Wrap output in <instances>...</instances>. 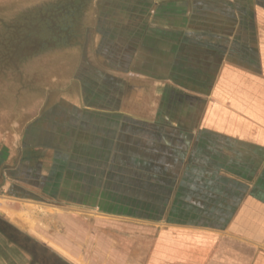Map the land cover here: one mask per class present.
Returning <instances> with one entry per match:
<instances>
[{"label":"crops","instance_id":"crops-1","mask_svg":"<svg viewBox=\"0 0 264 264\" xmlns=\"http://www.w3.org/2000/svg\"><path fill=\"white\" fill-rule=\"evenodd\" d=\"M90 1L99 57L78 75L91 104L48 107L13 142L0 133V264H29L21 194L160 226L141 264H264V0Z\"/></svg>","mask_w":264,"mask_h":264},{"label":"rangeland","instance_id":"rangeland-1","mask_svg":"<svg viewBox=\"0 0 264 264\" xmlns=\"http://www.w3.org/2000/svg\"><path fill=\"white\" fill-rule=\"evenodd\" d=\"M93 9L90 0H0V133L10 137V142L14 141L13 133L22 134L26 124L48 107L91 104L85 100L90 98L93 83L79 78L78 68L84 59L99 57L97 37L90 27L89 11ZM124 90L118 91V105L126 103ZM148 96H142V103L134 98L133 104H152L154 99ZM99 98L102 104H109L107 96ZM76 125L71 130L78 133ZM85 131L94 135L92 126ZM125 183L127 180L118 182L123 200L132 194ZM134 193L140 202L142 192ZM34 196L18 195L17 223L26 227L24 232L40 235L46 246L64 251L76 262L85 259L89 264H99L110 251L105 264H125L111 255L129 251L136 257L133 264H141L160 229L141 218ZM130 260L126 264H131Z\"/></svg>","mask_w":264,"mask_h":264},{"label":"trees","instance_id":"trees-1","mask_svg":"<svg viewBox=\"0 0 264 264\" xmlns=\"http://www.w3.org/2000/svg\"><path fill=\"white\" fill-rule=\"evenodd\" d=\"M6 230L9 231L10 227L7 222H5ZM11 232V231H10ZM17 240V250L21 252L22 255L27 256L29 264H70L56 253L51 252V250L42 242L37 240L35 237L24 232L17 227L15 231ZM8 240H13L14 233H5ZM14 239V240H15Z\"/></svg>","mask_w":264,"mask_h":264}]
</instances>
